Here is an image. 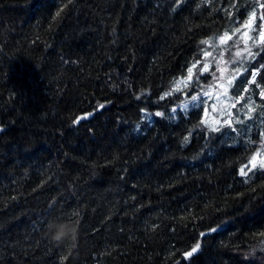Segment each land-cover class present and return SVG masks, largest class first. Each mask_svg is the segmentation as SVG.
<instances>
[{
  "label": "trees",
  "instance_id": "16d2710c",
  "mask_svg": "<svg viewBox=\"0 0 264 264\" xmlns=\"http://www.w3.org/2000/svg\"><path fill=\"white\" fill-rule=\"evenodd\" d=\"M261 5L0 0V264H264V169L240 175L264 137ZM253 12L231 92L258 102L252 140L196 105L175 118L210 86L208 43ZM53 219L78 222L76 240L48 239Z\"/></svg>",
  "mask_w": 264,
  "mask_h": 264
},
{
  "label": "rangeland",
  "instance_id": "374dc122",
  "mask_svg": "<svg viewBox=\"0 0 264 264\" xmlns=\"http://www.w3.org/2000/svg\"><path fill=\"white\" fill-rule=\"evenodd\" d=\"M250 15L247 21L249 20ZM254 28L255 21L253 19L250 28L244 27L241 32H237L236 30L239 29L238 27L234 28L233 31L226 32L231 39H228L225 36V33L224 36H222L224 37L223 42L221 41L222 37H220L216 41H210L208 43L210 49L209 52H207V55L210 59L205 63L207 70H204V66L202 73L206 74L208 71L211 72L210 86L205 88L202 83L200 86L201 90L196 94L198 97L196 101L186 99L179 106L175 107V111H172V115L175 118H178L181 112L186 113L187 110L196 105L197 108L202 109V119L211 129L218 130L222 126L230 124L233 129L241 130L247 140H252L249 133L254 127V124L252 123L253 119L255 121L254 111L249 115V109L248 107H245V105H250L255 110L258 107V102L255 99L254 93L249 90V87L246 88V90H243L239 96H232L231 92L236 78L242 75L245 71V63L254 56L253 44H251L252 39L250 40ZM245 33H247V35H245ZM253 40H256L255 37H253ZM258 41H260V35L257 38V43ZM216 47H218V51H215ZM246 49L251 51V56L248 55ZM237 52H240L241 55L237 56ZM190 69H192L191 78H189L188 71L186 77L176 82L174 86L175 90H184L193 83V73L196 71H193V66ZM258 69L259 68L253 70L252 74L255 73V77L258 73ZM229 81H231V84H229ZM251 81H253V75ZM198 83H200L199 80ZM146 119L149 120V123H152L153 115L147 113ZM260 134L261 135L259 136L263 135L262 130L260 131ZM257 153H259L257 156L258 161L264 159V137L260 140L258 147L253 154L257 155ZM250 167L251 165H249L247 169ZM243 168L246 171V167L244 166ZM257 170L263 169L258 167L257 169H253L250 173Z\"/></svg>",
  "mask_w": 264,
  "mask_h": 264
},
{
  "label": "snow or ice",
  "instance_id": "6c2138e0",
  "mask_svg": "<svg viewBox=\"0 0 264 264\" xmlns=\"http://www.w3.org/2000/svg\"><path fill=\"white\" fill-rule=\"evenodd\" d=\"M261 7H264V5H261ZM254 18H255V12H253V13L250 15V18H249V20L247 21L245 27H249V28H250L251 25H252V22H253V19H254ZM261 19H264V16H262ZM236 31L239 32L240 29H237ZM245 35H247V33H245ZM259 35H260V41H258V42H264V32H261ZM225 36H226L228 39H231V37L228 36L227 33L225 34ZM221 41H222V42L224 41V37L221 38ZM202 43H205V44H206V43H208V42H207V41H203ZM246 51H248V55H249V56L252 55V53H251L250 50H247V49H246ZM236 55H237V56H240L241 53H240V52H237ZM193 67H195V65H193ZM204 70H205V71L207 70V66H206V65H205ZM191 73H192V69H189V78H191ZM254 80H255V73L253 74V81H254ZM229 84H231V81H229ZM185 86H186V85H185ZM165 95H168V94L166 93ZM260 95H261L262 97H264V91H261ZM197 99H198V97L195 96V95H193V96L191 97V100H193V101H196ZM100 107H103V105H101ZM185 107H187V106H185ZM245 107H248V109H249V115L251 114V112L254 111V108H252L250 105H245ZM173 111H175V109H173ZM88 115H91V114H88ZM155 115H157V116H162L163 114L157 112V113H155ZM77 122H78V121H73V123H77ZM213 130H216V129H213ZM258 155H259V153H257V155H254V156L251 158V160L249 161L251 167L248 168V171H245L244 168L240 169V175H242V176H247L249 172H251L253 169H257L258 167H259L260 169H264V159H260V160L258 161V160H257V156H258ZM245 167H247V166H245ZM73 215H78V213H73ZM199 247H200V245L197 244L195 247H193V248L191 249V251H189L188 253H186V256L191 257L194 253H196V252L198 251Z\"/></svg>",
  "mask_w": 264,
  "mask_h": 264
},
{
  "label": "clouds",
  "instance_id": "9594fccd",
  "mask_svg": "<svg viewBox=\"0 0 264 264\" xmlns=\"http://www.w3.org/2000/svg\"><path fill=\"white\" fill-rule=\"evenodd\" d=\"M78 228V222L69 223L53 219L46 225L45 235L57 245L62 244L66 239L74 242L78 235Z\"/></svg>",
  "mask_w": 264,
  "mask_h": 264
},
{
  "label": "bare ground",
  "instance_id": "6f19581e",
  "mask_svg": "<svg viewBox=\"0 0 264 264\" xmlns=\"http://www.w3.org/2000/svg\"><path fill=\"white\" fill-rule=\"evenodd\" d=\"M233 25V24H232ZM257 96V95H256ZM260 111V110H259ZM258 112V111H257ZM145 119V118H144ZM171 120V119H170ZM142 121V120H141ZM264 123V122H263ZM257 126V125H256ZM264 126V125H263ZM246 127V126H245ZM139 130V129H138ZM256 131V130H255Z\"/></svg>",
  "mask_w": 264,
  "mask_h": 264
}]
</instances>
